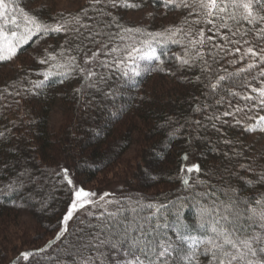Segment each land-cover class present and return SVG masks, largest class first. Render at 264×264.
Returning <instances> with one entry per match:
<instances>
[{
	"label": "trees",
	"instance_id": "trees-1",
	"mask_svg": "<svg viewBox=\"0 0 264 264\" xmlns=\"http://www.w3.org/2000/svg\"><path fill=\"white\" fill-rule=\"evenodd\" d=\"M38 1L17 0V4L30 15H36L48 23L71 19L82 14L85 8L90 9L89 16L95 15L91 11L89 0L76 9L54 11L38 7ZM128 2L140 6L106 9L117 16L125 27L163 32L169 27L183 25L187 28L191 25L193 28L204 27L206 35H213L207 31L211 25L192 24L196 14L189 15V9L165 7L159 0ZM145 7H150L153 11L150 19L136 21L128 18V11ZM244 27L249 26L245 24ZM112 31L118 29L113 27ZM177 38L181 41L179 44L167 42L166 45H153L158 54L161 50L167 53L161 57L164 64L160 67L164 71L143 73L135 81H128L126 77L120 80L117 74L110 86L118 91L114 105L111 101L108 102V111L121 106L124 110L122 116L115 120L108 111L97 108L96 103L101 102L99 94L91 108L83 107L84 101L91 97L82 98L76 91L83 88L81 74L74 73L65 78L63 83L55 80L46 82L45 87L31 91L30 82L43 79L42 73L48 67L39 63L45 56V49L59 55L67 40V46L72 49L67 55L76 56L77 63L83 64L82 53L76 51L71 35L60 33L43 39L33 37L18 52L17 56L22 55L24 58L13 74L3 75L2 72L11 61L0 62V93L3 94L0 96V132L4 133V137H0V189H3L0 193V264H56L58 260L60 264H68L69 255L65 249H71L77 242L81 235L77 229L84 225L79 224L74 216L65 236L60 240L55 239L63 227L61 221L71 198L69 186L63 180V169H68L73 182L77 180L76 187H83L88 191L87 184L118 161L134 143L139 146L136 169L122 180H117L124 186L122 192H118L120 194L112 196V199L121 202L119 207L122 211L117 219L122 223L135 221L136 224H144L149 228L150 222L154 228L159 220L162 226L157 232L160 236L175 241L177 234L173 225L177 220V209L182 224H196L197 206L200 202L196 193L215 191L221 199H227L223 193L229 183L237 188V195L241 200H251L254 188L257 192H264V186L245 182H255L259 166H264V132L245 131L247 126L256 124L259 116H264V110L248 111L244 103L239 101H233L232 108H229L230 97L223 104L217 105L216 100L226 96L227 82H223V88L212 93L206 85L215 80L211 77L205 79L200 66L178 68L179 61L176 57L185 56V46L188 47L189 54L192 50L186 38ZM114 43L119 45L121 42L116 39ZM213 43H223L222 36H217ZM87 50L91 54L95 48L89 46ZM223 55L221 52L220 56ZM247 62L246 59L232 65L225 60L215 65V72L217 75H225V68L232 72L245 66ZM197 76L201 77L199 81L196 80ZM255 86H260L259 81ZM233 91L251 93V89L238 87ZM17 92L20 95H16ZM56 104L63 111L64 124L53 131L49 126V116ZM250 106L249 104L248 107ZM236 107L244 108V111L235 112L234 116H223L224 111H235ZM216 116L220 120L210 119ZM223 120L228 123L223 124ZM237 121L240 123L237 124ZM213 123L216 124L215 129L212 127ZM224 140H231L233 144L227 145ZM234 150L241 151L242 156H235ZM224 153L228 155L225 156ZM185 154L188 156L187 160L183 159ZM248 163L257 165V172H249L240 167L241 164ZM193 164H199L200 172L187 174L186 167ZM181 167H185V173H181ZM21 172H25L23 187L18 191H11L7 186L16 181ZM230 172H235L236 175L229 176ZM185 174L188 175L192 188L183 185L181 177ZM197 179L204 183L195 184ZM203 199L207 200L208 197ZM150 204L153 205L152 208L147 207ZM172 204H176V208ZM181 204L184 207L181 208ZM159 205H167V208L162 209V215H153ZM90 210L97 212L96 209ZM21 211L30 214L36 224L32 237L26 238L24 234L18 237L21 245L27 248H19L17 243L13 245L9 232L10 225L17 224ZM108 211H116V206H109ZM85 218L96 222L95 217ZM165 222L169 225L167 228L163 227ZM192 234L197 235L195 232ZM49 241L52 244L43 253L28 260L21 257V253H35V250L43 248ZM16 248L17 251L8 260L6 250Z\"/></svg>",
	"mask_w": 264,
	"mask_h": 264
},
{
	"label": "snow or ice",
	"instance_id": "snow-or-ice-1",
	"mask_svg": "<svg viewBox=\"0 0 264 264\" xmlns=\"http://www.w3.org/2000/svg\"><path fill=\"white\" fill-rule=\"evenodd\" d=\"M159 2L165 7L189 9V15L196 14L192 24L211 25L207 31L213 35H206L204 27L193 28L191 25L187 28L183 25L169 27L163 32L125 27L117 16L106 9L140 6L129 3L128 0H89L94 16H89L90 9L85 8L82 14L63 21L57 20L55 23L44 22L36 15H30L17 4V0H0V62L11 61L17 57L18 52L24 45L29 44L33 37L43 39L60 33L71 35L76 51L82 53L83 64L77 63L76 56L67 55L72 51L67 46V40L59 55L45 49V56L39 63L48 67L42 73L43 79L30 82L31 91L43 88L46 82L53 80L63 83L65 78L78 73L81 74L84 83L83 88L76 90L77 93L82 98L91 97L84 101L83 107L91 108L99 94L101 102L96 103L97 108L108 111V102L111 101L114 105L118 91L110 86L117 78V74L120 80L126 77L128 81H135V78L143 73L153 70L164 71L165 69L160 67L164 64L161 57L167 53L161 50L158 54L157 48L153 45H166L167 42L179 44L181 41L177 37H183L188 40L192 52L189 54V49L185 46V56L176 57L179 61L178 68L191 69L200 66L205 79L211 77L215 80L206 85L212 93L223 88V82H227L226 96L217 99V105L223 104L225 99L230 97L229 108H232L233 101H239L244 103L248 111L264 110V0H159ZM245 24L249 27H244ZM113 27L118 31H112ZM224 29L228 31L222 32ZM217 36H222L223 43H213ZM237 36L240 38L233 39ZM116 39L120 40L119 45L114 43ZM89 46L95 48L91 54L87 50ZM221 52L224 54L223 57L220 56ZM246 59L248 62L245 66L232 72L225 68V75H217L215 72V65L225 60L235 65ZM53 61L56 63H52ZM200 79V76L196 77L197 81ZM257 81L260 86H255ZM237 87L251 89V93L233 91ZM2 95L0 93V96ZM16 95L20 93L17 92ZM123 110L121 106L108 111V114L115 120L122 116ZM241 111H244V108L236 107L235 111H224L223 116H234L235 112ZM210 119L220 120V117ZM222 123L227 124L228 121L223 120ZM239 123L240 121H237V124ZM212 127L215 129L216 124L213 123ZM257 130L264 132V116H259L255 125L245 128L247 132ZM0 137H4V133L0 132ZM224 143L232 145L233 141L224 140ZM224 155L227 156L228 153ZM234 155L241 157L242 152L234 150ZM183 159H188L187 154ZM240 167L249 172H257V165L254 163L241 164ZM259 167L255 182L247 180L245 181L247 184L264 186V166ZM180 171L185 173V167H181ZM199 172V164L186 167L187 174ZM187 174L181 177L183 185L192 188ZM24 175L25 172H21L17 180L7 187L11 191H18L23 187ZM232 175L236 173L230 172L229 176ZM63 180L69 186L71 198L61 221L63 227L55 239L60 240L65 236L68 222L73 220L74 216L79 224L84 225L83 228L77 229L81 233L77 242L71 249H65L69 255L68 264H264V192H257L255 188L251 200H241L237 195V188L231 183L223 193L227 199H221L215 191L196 193L195 195L200 197L196 224L192 226L182 224L177 209V220L173 225L177 235L173 241L166 236L161 237L157 232L162 226L159 220L154 228L150 222L149 228L144 224H136L135 221L122 223L117 219L122 211L119 207L121 202L106 199L111 195L109 193L93 199L97 194L83 187H76L67 168L63 169ZM203 183L204 181L199 179L195 181L197 185ZM2 192L3 189H0V193ZM204 197L208 199L204 200ZM109 206H116V211H108ZM147 207L152 208L153 205ZM172 207L176 208V204H172ZM180 207H184V204ZM90 208L96 209L98 214ZM166 208L167 205H159L153 215H162V209ZM85 217H95L96 222L93 223ZM168 226L166 222L163 224L165 228ZM117 229L119 231H116ZM193 232L197 235H193ZM51 244L52 241H49L43 248L35 250V253L23 252L21 257L28 260L43 253ZM56 264H60V261L58 260Z\"/></svg>",
	"mask_w": 264,
	"mask_h": 264
},
{
	"label": "rangeland",
	"instance_id": "rangeland-1",
	"mask_svg": "<svg viewBox=\"0 0 264 264\" xmlns=\"http://www.w3.org/2000/svg\"><path fill=\"white\" fill-rule=\"evenodd\" d=\"M86 0H39L36 4L38 7L45 8L48 10H71L76 9L83 5ZM152 9L150 7H145L139 10H130L127 12V16L130 19L136 21H146L150 19V14L152 13ZM20 56V55H19ZM13 58L11 60L8 67H6L2 72L3 75L8 73L13 74L14 71L17 69L18 66L21 65V60L24 58L22 55L19 57ZM143 67V64L141 65ZM1 73V72H0ZM16 111V108H13ZM12 109V111H13ZM20 111V109L18 110ZM64 115L63 111L59 108L58 104L54 105L53 109L50 112L49 116V126L53 131H57L61 126L64 124ZM139 161V146L138 143H134L127 149L124 154L120 157L118 161L107 167L101 173H99L95 180L90 181L88 186V191L95 192L97 195L93 199H97L99 196L103 195L104 193L111 194L106 199H112V196H116L120 194L118 192H122L123 183H119L125 176H128L130 173L134 172L137 166V162ZM77 182V180L75 181ZM74 182V185L76 183ZM86 190V189H85ZM26 212V211H25ZM21 211L20 215H18V221L15 225H10L9 232L12 235L13 245L17 243L19 248H27L26 246L23 247L21 245V240L18 237L24 234V237L33 236L34 234V226L35 221L33 220L30 214H27ZM72 220L68 222L71 224ZM27 230L26 232H24ZM12 245V247H13ZM11 247V246H10ZM17 248L12 251L6 250L8 255V260H10ZM7 262V261H6ZM5 264V263H4ZM12 264V263H11Z\"/></svg>",
	"mask_w": 264,
	"mask_h": 264
}]
</instances>
